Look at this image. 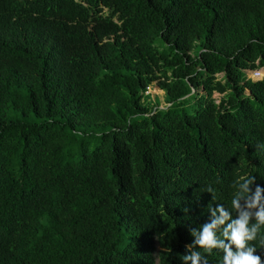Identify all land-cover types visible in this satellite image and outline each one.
<instances>
[{
  "label": "trees",
  "instance_id": "obj_1",
  "mask_svg": "<svg viewBox=\"0 0 264 264\" xmlns=\"http://www.w3.org/2000/svg\"><path fill=\"white\" fill-rule=\"evenodd\" d=\"M257 69L264 0H0V264H264Z\"/></svg>",
  "mask_w": 264,
  "mask_h": 264
},
{
  "label": "clouds",
  "instance_id": "obj_2",
  "mask_svg": "<svg viewBox=\"0 0 264 264\" xmlns=\"http://www.w3.org/2000/svg\"><path fill=\"white\" fill-rule=\"evenodd\" d=\"M251 182V179L245 180L242 184V187L247 190L248 184H250ZM259 198L260 189L257 188L256 199L259 200ZM233 204L236 205L235 200H233ZM221 212L223 214L222 209ZM258 216L261 221H264V211L260 212ZM234 223L236 226L232 229L230 239L238 249H242L244 247L245 239H251V236L248 235V230L246 228L247 217L242 216L240 220L235 221ZM198 243L202 246L215 244L211 227L204 228L203 233L198 240ZM225 264H261V262L259 257L252 255V249H249L247 252L240 251L237 255H233L231 252H228L227 257H225Z\"/></svg>",
  "mask_w": 264,
  "mask_h": 264
},
{
  "label": "rangeland",
  "instance_id": "obj_3",
  "mask_svg": "<svg viewBox=\"0 0 264 264\" xmlns=\"http://www.w3.org/2000/svg\"><path fill=\"white\" fill-rule=\"evenodd\" d=\"M151 96L154 101L160 102V109H167L168 106L165 103V94L162 92L157 85H154L150 89Z\"/></svg>",
  "mask_w": 264,
  "mask_h": 264
},
{
  "label": "built area",
  "instance_id": "obj_4",
  "mask_svg": "<svg viewBox=\"0 0 264 264\" xmlns=\"http://www.w3.org/2000/svg\"><path fill=\"white\" fill-rule=\"evenodd\" d=\"M248 78L252 81H261L264 78V70L263 69H257L255 71H248ZM149 94H151V91L149 89ZM220 96L218 94L215 95V98H219Z\"/></svg>",
  "mask_w": 264,
  "mask_h": 264
}]
</instances>
